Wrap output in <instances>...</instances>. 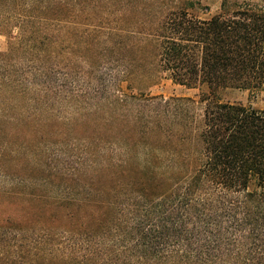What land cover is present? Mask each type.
<instances>
[{
  "label": "trees",
  "instance_id": "obj_1",
  "mask_svg": "<svg viewBox=\"0 0 264 264\" xmlns=\"http://www.w3.org/2000/svg\"><path fill=\"white\" fill-rule=\"evenodd\" d=\"M203 1L0 0V264H264V7Z\"/></svg>",
  "mask_w": 264,
  "mask_h": 264
},
{
  "label": "rangeland",
  "instance_id": "obj_2",
  "mask_svg": "<svg viewBox=\"0 0 264 264\" xmlns=\"http://www.w3.org/2000/svg\"><path fill=\"white\" fill-rule=\"evenodd\" d=\"M252 4L264 7V0H251ZM220 0H204L202 8L199 11L203 18L213 16L220 12ZM209 9H205L207 7ZM18 37V30H2L0 32V52H6L10 42ZM132 92L135 94L144 93L150 97H163L166 100L170 98H192L198 100L199 90L187 89L176 85L167 75L163 74L153 79L152 83H146L140 88H135ZM224 101L231 103H241L245 106L257 110H264V91L247 90H227L222 93Z\"/></svg>",
  "mask_w": 264,
  "mask_h": 264
}]
</instances>
